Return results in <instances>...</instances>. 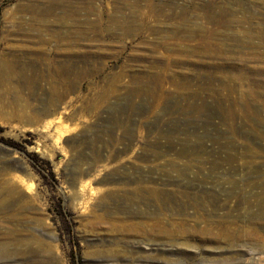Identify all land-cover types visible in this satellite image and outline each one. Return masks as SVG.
Segmentation results:
<instances>
[{
    "label": "rangeland",
    "instance_id": "obj_1",
    "mask_svg": "<svg viewBox=\"0 0 264 264\" xmlns=\"http://www.w3.org/2000/svg\"><path fill=\"white\" fill-rule=\"evenodd\" d=\"M4 56L0 264H264V0H0Z\"/></svg>",
    "mask_w": 264,
    "mask_h": 264
},
{
    "label": "bare ground",
    "instance_id": "obj_2",
    "mask_svg": "<svg viewBox=\"0 0 264 264\" xmlns=\"http://www.w3.org/2000/svg\"><path fill=\"white\" fill-rule=\"evenodd\" d=\"M13 59L7 57H0V85L7 86L13 81V79L17 76V68L15 64L13 63ZM232 196L225 197L222 201L220 200H212L211 204H209V207H206V209L201 212L198 208H194L193 211H191L190 218H184L181 220V224L189 227L188 222L186 220L192 221L195 224L206 227L207 229H211L209 231H203L207 233H203L208 238H214L215 236L225 238V239H234L238 236L241 232H246L250 235H255L254 231L250 228H242L234 223L232 220H229V217H231L233 214H238V202L236 203L237 207L232 208V206H224L226 203L231 202ZM221 199V198H220ZM226 199V201H224ZM230 199V200H229ZM242 203V202H241ZM201 205V204H200ZM204 207V206H203ZM230 207V208H229ZM200 208V207H199ZM260 213H264V206L260 205ZM202 209V208H201ZM203 210V209H202ZM259 212V211H258ZM257 212V213H258ZM178 213H189L188 209L186 208H180L178 210ZM258 213V215L260 214ZM217 216V219L210 220L212 216ZM258 215H253V218H257ZM261 217V216H260ZM259 217V218H260ZM234 218V217H233ZM258 219V218H257ZM161 220H159L160 222ZM217 228V232L212 233V229ZM202 232V230H200Z\"/></svg>",
    "mask_w": 264,
    "mask_h": 264
}]
</instances>
